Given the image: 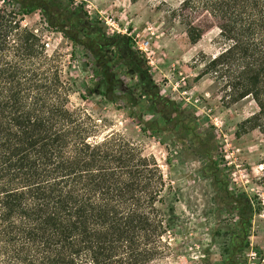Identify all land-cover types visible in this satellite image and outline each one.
<instances>
[{
    "label": "trees",
    "instance_id": "trees-1",
    "mask_svg": "<svg viewBox=\"0 0 264 264\" xmlns=\"http://www.w3.org/2000/svg\"><path fill=\"white\" fill-rule=\"evenodd\" d=\"M167 7L191 43L203 32L193 14L209 19L220 45L199 57L195 77L207 76L225 102L249 97L256 111L243 120L247 128L264 123V0H176ZM34 10L88 52L83 66L93 74L92 93L110 102L119 96L116 56L159 119L170 130L179 125L172 135L187 138L182 153L199 163L195 174L212 193L209 210L235 216L218 219L210 235L220 236L213 264H237L241 248L242 264H264V197L229 191L208 141L184 121L183 108L159 95L128 35L107 34L66 0H1L0 264H164L181 227L178 184L137 143L115 130L99 136L89 115L67 106L75 80L61 75L40 34L21 23ZM259 164L264 190V157Z\"/></svg>",
    "mask_w": 264,
    "mask_h": 264
},
{
    "label": "rangeland",
    "instance_id": "rangeland-1",
    "mask_svg": "<svg viewBox=\"0 0 264 264\" xmlns=\"http://www.w3.org/2000/svg\"><path fill=\"white\" fill-rule=\"evenodd\" d=\"M160 1L66 0V3L81 8L91 20H99L107 34L128 35L130 44L144 59L159 95L183 108L184 121L190 122L195 132L208 141L217 162V175L226 182L228 190L257 192L264 197V190L258 185L262 171L259 162L264 157L261 149L264 123L253 128L242 123L256 111L254 103L249 97L225 102L207 76L195 77L200 67L199 57H208L219 49L217 29L205 15L193 14L194 23L203 26V32L191 43L185 36L184 26L178 22L177 12H168L167 6L174 7L176 0H164L165 4ZM21 23L40 34L47 53L54 55L61 75L75 80V91L69 94L67 106L78 107L89 115L91 123L98 125L99 136L115 130L137 143L166 179L178 184L182 196L175 203V210L181 216V227L176 239L170 241L173 251L165 257L164 264H213L221 253L220 236L214 235L211 240L210 235L218 219L232 220L235 216L222 210H209L212 193L195 174L199 163L190 154L182 153V143H187V138L172 135L179 125L170 130L169 124L159 119L140 96L135 78L126 73L116 56L112 58V70L120 78L122 87L117 90L116 100L110 102L92 93L94 77L90 66H83L89 63L90 55L81 45H73L60 32L47 28L44 15L38 10L23 15ZM80 81L84 86L79 85ZM127 96L133 97L134 105L126 102L123 97ZM177 155L182 158L180 161L175 158ZM166 157L171 159L169 166L165 163ZM223 230L224 225L220 233ZM236 255L237 264H242V248L236 250Z\"/></svg>",
    "mask_w": 264,
    "mask_h": 264
}]
</instances>
